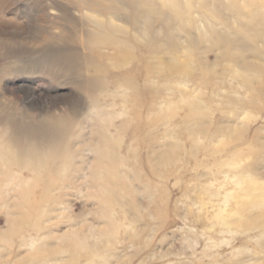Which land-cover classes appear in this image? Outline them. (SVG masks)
I'll return each instance as SVG.
<instances>
[{
  "label": "rangeland",
  "instance_id": "1",
  "mask_svg": "<svg viewBox=\"0 0 264 264\" xmlns=\"http://www.w3.org/2000/svg\"><path fill=\"white\" fill-rule=\"evenodd\" d=\"M225 1L189 17L220 43L156 17L159 53L123 62L86 44L82 0H0V150L21 145L0 161V264H264V34ZM75 232L90 250L61 249Z\"/></svg>",
  "mask_w": 264,
  "mask_h": 264
},
{
  "label": "bare ground",
  "instance_id": "2",
  "mask_svg": "<svg viewBox=\"0 0 264 264\" xmlns=\"http://www.w3.org/2000/svg\"><path fill=\"white\" fill-rule=\"evenodd\" d=\"M194 1L195 0H82V2H85L84 5L87 7L83 5L82 6L85 7L87 12H89V15L84 18L85 22L88 25L90 24L93 28L92 31L88 32V35H86L87 42L85 41L86 38L85 40H82H84L86 44L89 42L90 44L88 45L91 47L95 45L101 47L112 46V48H114L115 50L113 56L119 58L123 62H131L132 60H135V53L138 54L137 59L140 60V57L145 54L149 56L154 53H159L158 49L161 48L158 46V39L154 35L151 28L153 20L157 17L159 18V25L162 30H170L175 26L179 27L182 30L184 28H190L191 33L196 34L198 40L188 38L187 45L189 47H192L193 44L196 45V43H202L204 40L212 42L214 44L220 43L219 40L222 36L214 29L211 23L210 26H205V29L202 31L197 27L195 20L189 18L190 13L194 11ZM208 3L209 0H202L201 7L206 6ZM242 3L243 6H240L235 0H226L225 2H223V5L230 9L233 8L234 12L238 13V15H241V17H244L246 22L242 23L243 28L249 31H255V33L253 34L254 38H260L264 34V5H260L258 0H242ZM72 4H76V7L78 6L76 1H72ZM124 11H127L126 13H128V20L130 22L128 28L119 27L115 25L111 20H122L123 18L120 14ZM203 14L204 13L200 11V15L203 16ZM216 17L217 14L216 11H214L210 18V21L213 23L214 21H216ZM228 38L229 37L223 36V40L226 43H229V45L227 46L231 47L233 40ZM141 39L145 43H143ZM249 39L250 41L254 40L253 37ZM170 40L171 39L169 37V34H167L165 45L167 47H169L171 44L175 46L174 40ZM189 67L190 66L188 60L186 61L185 68ZM136 69L138 70V67ZM143 69L145 71L153 70V68L151 69V66L147 65H144ZM127 81L129 83L131 82L129 79ZM197 101L198 100L188 101V103L190 104L189 109H191V112H194L196 114L201 110L200 104H198ZM199 122L194 126L195 131L198 133L199 131L202 132V130H200L201 128L199 127ZM44 132H46V129L44 130ZM32 145L25 150L27 152L23 163L32 167H40L42 166L41 155L39 156L38 152L34 150L36 149L35 145ZM20 147L21 145H14L11 150L1 149L0 161H2V157H5L6 154L9 153L14 159L13 161L15 162L16 159H18L17 154L20 153ZM171 158L172 157L170 152L164 151L158 158L159 164L165 165L170 162ZM106 196L109 197L110 195L108 196L106 194ZM102 203L103 207L101 206L100 208H102V210L106 213L105 201L102 200ZM13 230H15V227L13 228ZM100 234H110V231H100ZM72 237L74 238V240L66 248H61L62 250L70 251L71 249H75L80 252L86 249L90 250L91 245L88 242L81 241V239L77 235V232H75ZM32 244L33 242H31V245Z\"/></svg>",
  "mask_w": 264,
  "mask_h": 264
}]
</instances>
